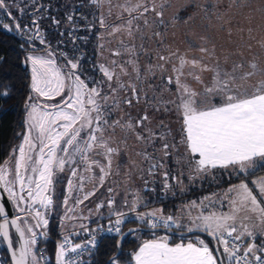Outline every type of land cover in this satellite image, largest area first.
Here are the masks:
<instances>
[{
  "label": "snow or ice",
  "instance_id": "obj_1",
  "mask_svg": "<svg viewBox=\"0 0 264 264\" xmlns=\"http://www.w3.org/2000/svg\"><path fill=\"white\" fill-rule=\"evenodd\" d=\"M99 2L102 4L103 0ZM127 2L131 5L126 8L130 14L126 21L130 37H135L138 31V28L134 31L133 21L152 26L146 14L153 15V24L164 23L165 4L157 5L155 0L150 3L136 0L134 5L132 0ZM0 11L14 18L8 0H0ZM99 23L101 28L109 27L103 16ZM32 25L36 29L35 37L46 44L36 19ZM121 27L114 26L108 34L113 35ZM3 28L11 30L7 24ZM16 30L26 31L27 26L21 29L17 24ZM248 31L251 33L253 29ZM153 35L160 38L162 34L153 30ZM201 39L204 44L196 49L199 58L179 49L167 55L160 53L157 56L160 63L146 66L143 73L139 67L132 69L135 80L131 83H122L120 74L103 63L93 66L102 73L101 79H95L92 74L80 71L78 58L63 53V64L53 51H47L46 56L30 53L25 57V64L31 66L30 94L25 100L23 121L26 131L9 166L0 167V191L16 213L10 219L6 205L0 204V244L11 254V264H44V256L37 255L38 236H47L46 216L54 209L55 185L62 178L66 179L67 190L83 193L82 198L79 194L66 195L63 204L67 207L69 200L79 205L96 196L113 176L124 177V195L117 201L119 193L107 186L109 195L96 204L95 210L99 213L106 206L110 217L115 219H109L106 229L86 225L81 228L90 234L107 231L119 237L116 247L120 251L122 239L129 233L140 239L142 230L149 231L151 238L143 240L128 254L127 264H264V178L259 181L258 194L242 179L239 184L230 185L222 197L193 200L181 205L177 214L169 215L159 208L139 211L140 205L147 207V204L140 191L132 190L135 179L142 181L145 192L154 190L150 186L154 180L150 178L157 176L165 190L170 189V181L182 185L179 176L165 170L169 158L179 148L183 151L177 163L188 169L189 180L215 175L216 169L228 171L229 175L232 172L251 175L257 165L264 168V62L255 57L233 59L231 55L221 61L215 45L209 47L208 38ZM103 47L101 44L100 48ZM123 50L129 59L123 65L113 60L112 65L131 77L124 65L136 64L131 58L136 55V48L124 45ZM119 55V51L112 52V56ZM169 62H172V74L166 77L164 90L175 84V99L159 106L160 97L153 89L151 98L145 93L144 103L146 106L151 103L157 112L161 109L170 112L171 106H175L181 121V136L178 141L173 137L171 142L167 125L161 124L159 130L147 128L145 122H151L147 111L143 114L129 111L135 107L134 101L140 102L142 85L148 83L152 87L148 74L154 76V69L163 74ZM205 72L210 74L207 81ZM161 79L164 81L163 75ZM189 80L200 88L192 87ZM0 95L6 97L7 90ZM118 110L124 111L125 117L114 119ZM117 127L123 133L122 142L135 135L136 141L144 143V150L137 152L142 157L140 165L136 161L121 164L119 157L123 150L119 145L112 146ZM157 152L162 153L160 158ZM65 172L67 176L62 177ZM88 182L93 184V189L85 191ZM184 190L180 188L181 192ZM217 202L220 208L227 206L228 211L216 208ZM129 214L139 223L124 233L122 225ZM173 237L178 242H173ZM88 244L96 246L95 235L85 245L73 244L65 237L64 243L57 246L56 264H77ZM108 264H123L121 256L114 255Z\"/></svg>",
  "mask_w": 264,
  "mask_h": 264
},
{
  "label": "rangeland",
  "instance_id": "obj_2",
  "mask_svg": "<svg viewBox=\"0 0 264 264\" xmlns=\"http://www.w3.org/2000/svg\"><path fill=\"white\" fill-rule=\"evenodd\" d=\"M54 1L57 0H8L10 10L14 13V18H9L7 13L0 11V24L2 26L7 24L9 29H11L8 31L22 35L25 39H28L30 35L35 37L36 29L32 32V20L36 19L38 25H49L51 20L47 19L48 10L52 9V11H55L58 9ZM78 2L80 1L60 0V7H62V9L66 7L69 8L64 19L65 25L68 23L70 26L69 28L72 29L76 27V22L72 21V19L74 16L73 14L77 11L75 6ZM135 2L136 0H132V5H134ZM139 2L150 3V0H139ZM155 2L157 5L161 3L166 5L164 9V23L159 25L153 24V20L155 19L153 15L146 14L149 24L152 26H145L142 21L137 25V22L133 21V25L135 26L134 31H136L137 28L138 31L135 37H130L126 31V21L130 19V14L126 11V8L131 5L127 0H103L102 4L99 0H96V2H94V0H85L83 4L86 10L81 14L84 24L90 26L92 23H95L99 27L94 65L103 63L105 66H110L120 74L122 83H131L135 80V73L132 72V69L139 67L143 73L146 66L160 63L157 60V56L160 53L167 55L169 51L179 49L181 52H187V55L190 57L199 58L200 53L196 49L204 44V41L201 39L202 37L208 38L209 47L213 44L215 45L217 55L220 56L221 61H223L224 56L231 55L233 59L248 60L255 57L259 61L264 62V46H262L264 45V0H155ZM132 15H135V13H132ZM101 16H103L109 26L107 29L101 28L100 26L99 20ZM69 17H72V19L69 20ZM55 21L57 20L53 19V25L57 24ZM17 24L21 26V29H25L27 26V30L17 31ZM117 25L122 26L120 30L116 31L113 35H109L108 33L112 32L113 27ZM249 28L253 29L251 33L248 31ZM67 29L68 28H62L63 32ZM39 30L45 40L44 31L40 28ZM153 30L159 31L162 34L161 37H155L153 35ZM229 33H231V35H229ZM68 36H70L69 33ZM101 36H103V39H100ZM141 37H143V39H141ZM34 39L40 42L39 37H35ZM161 40L163 41L162 44ZM101 44L104 46L103 49L100 48ZM124 45L128 47L134 46L136 48V55L131 57L136 60V64L124 65L127 71L132 73L131 77L121 73L119 66L112 65L113 60H117L123 65L124 61L129 59L128 54L123 50ZM190 45L191 50L189 51ZM47 51H51V49L47 48L44 53L34 54L46 56ZM113 51H119L120 55L112 56ZM205 59L207 61V58ZM27 68L31 77V66L27 65ZM91 69L93 70L94 68L92 67ZM95 70L97 76L94 78L101 79L102 73L99 72L98 68ZM154 71V76L151 75V73L148 74L150 77L149 82L152 87H149L148 83H144L142 85L143 92L141 94V100L139 103L134 101V104L135 106L137 105V108L143 109L140 114L147 111L150 115L151 122H145L147 128L159 130L160 126H158V123L160 122V124L167 125L171 130V134L168 136L169 141L171 142L173 137L178 141L181 136V121L175 110V106H171L172 111L169 113L178 115L179 119L169 120L161 114L163 113L162 109L159 111L158 115V112L155 111L151 103L147 106L144 103L145 93L148 98H151L153 96V89H156V94L160 97L159 106L164 105L167 101L175 99V84L168 86L170 90H164L166 77L172 74V62L166 65V71L163 74L159 69H154ZM162 75L165 78L164 81L161 79ZM209 75L210 74L207 72L203 73L205 81H207ZM188 83L194 88H200V85L193 80H189ZM120 95L123 96L124 93ZM124 106L128 108L127 105ZM129 111L136 113L133 108L129 109ZM121 117H125L124 111L118 110L114 113V119ZM175 128L177 129L175 130ZM109 132H111V130H109ZM122 138L123 133L117 127L112 146L116 147L119 145L123 150V154L119 157L121 164H128L130 161H136V163L140 165L142 157L138 156L137 152H142L144 150V143L136 141L135 135H129L126 143L122 142ZM182 151L183 149L179 148L173 153L172 157L169 158L168 168L165 169L170 170L171 174L179 176L183 181L182 185L172 184L170 181V189L165 190L163 189V181L159 176L150 178V181L154 180L153 183H150V186L154 190L149 192H145L140 179H135L132 184V190L140 191L141 195L144 196L146 204L149 199H152V201L162 200L165 206L173 204L175 208L173 209L174 211L170 208H165V210H163L157 206V202L154 203L153 207L162 209L165 215L177 214V210L180 208L181 203H184L187 199L190 200V202L193 200L199 202L206 196H210L213 199L217 196L222 197L227 187L239 184L242 179L254 190V194H258L259 181L261 180L258 178L264 174L255 172L259 165L251 170V175L237 172H232V174L229 175L228 171L216 169L214 170L215 175L209 174L201 179L189 180L188 169L183 167L181 163H177ZM156 156L160 158L162 153L157 152ZM94 158L100 159V157ZM10 163L11 160H7L0 167H8ZM123 170L124 169H121V171ZM96 171L98 172V169ZM181 172H183L182 176ZM61 176L66 177L67 173H62ZM123 179V176L109 177L106 187L97 192L96 196L90 197L88 201L79 205L75 204L73 200H69L66 207L63 204L66 195L70 194L75 196L79 194L82 198L83 193L67 190L66 179L62 178L60 182L55 185L54 209L46 216V219L49 221L46 227L47 232H57L59 229L61 231L76 226L77 222L72 225L69 224V222L76 217V214L77 217L80 216L82 220L91 214H93L91 215L93 217L97 215L100 217H110L106 206L100 210L103 212L102 214L96 212L95 206L100 201L105 200L109 195L107 186L113 187L116 192L119 193L116 199L120 201L124 195ZM234 179L240 180L233 181ZM253 181H257V183L254 184ZM157 187H159L160 191H157ZM181 187L185 189L183 192L180 191ZM92 189L93 184L90 182L86 183L84 190L89 191ZM129 198L131 199V197ZM216 206H220L219 202H217ZM68 208H72L74 211H68ZM146 208L149 209L150 207H148V205L147 207L140 205L138 210L146 212ZM124 210L127 211V209ZM129 219H133L131 214L127 217V220ZM34 223L33 221V224ZM57 246L58 243L56 244V249Z\"/></svg>",
  "mask_w": 264,
  "mask_h": 264
},
{
  "label": "trees",
  "instance_id": "obj_3",
  "mask_svg": "<svg viewBox=\"0 0 264 264\" xmlns=\"http://www.w3.org/2000/svg\"><path fill=\"white\" fill-rule=\"evenodd\" d=\"M77 3L76 13L73 15L72 21L76 22L75 29L69 28L68 23L65 25L64 16L68 13V7L62 9L60 0L54 1L58 9L52 11L48 10L47 19L51 20L49 25L40 24L39 28L44 31L46 44H41L33 37L29 36L25 39L22 35L5 30L0 24V94L7 90L6 97L0 95V166L14 154V150L18 149L21 139L24 134V116H25V100L30 94L31 77L25 64V57L30 53H44L47 48L54 52V55L59 59L61 64L64 63L62 53L69 57H76L80 60V71L87 74L97 76L96 70L91 68L94 66L96 57V40L99 32V27L92 23L86 26L81 18V14L85 12V0ZM53 19L58 23L53 25ZM62 28H68L63 32ZM35 30L33 26L32 32ZM68 33L70 36H68ZM29 44L32 47H29ZM126 109L127 107L124 106ZM134 112L141 113L143 109L133 108ZM159 115V112L157 113ZM163 117L171 120H178V115H172L169 112L161 113ZM156 115V116H158ZM177 117V118H176ZM158 126H161L160 122ZM177 128H175L176 130ZM258 174L264 173V168L258 167L255 171ZM240 179H234L238 181ZM157 191L159 187H157ZM149 192V191H148ZM157 202V203H156ZM154 203L163 210L170 208L175 209L173 204L166 205L162 200L152 201L148 200V207H153ZM174 211V210H173ZM51 223V222H50ZM139 222L133 219L126 220L122 225V231L125 232L131 227H137ZM46 230V229H45ZM47 232V230H46ZM60 229L56 231L47 232L48 238H40L37 243V248L45 257L44 264H56V244L59 242ZM160 234H164L160 232ZM140 239L136 235L130 234L122 240L121 256L123 264H127V257L137 246L145 239L151 238L150 232H140ZM202 238L208 240L209 238L201 235ZM119 237H102L97 248L92 251L82 264H105L108 259L114 256L117 252L116 241ZM173 242H178L176 237H173ZM5 254V264L8 262V256Z\"/></svg>",
  "mask_w": 264,
  "mask_h": 264
},
{
  "label": "built area",
  "instance_id": "obj_4",
  "mask_svg": "<svg viewBox=\"0 0 264 264\" xmlns=\"http://www.w3.org/2000/svg\"><path fill=\"white\" fill-rule=\"evenodd\" d=\"M109 219H115V217H108V218H105L104 220H100L94 224H88L86 225L88 228H98L100 226H103L104 229H106L108 226H109ZM92 235H95L96 236V246L95 247H92L91 244H88L86 247H84L82 249L83 251V254L80 255L78 258H77V264H82L87 256L92 252L94 251L97 246L99 245V241L102 237H113L114 235L112 234H109L107 231H100L98 233H88L84 230H82L81 227L75 229V230H72V231H65V232H60L59 233V242H58V245L61 244V243H64V238L67 237L68 240L72 241L73 244H76V243H80L82 245H85L87 241H89L91 239V236ZM40 238H48V234L46 237L44 236H38V241ZM78 251H81V250H78ZM39 255H43L41 252L39 253ZM69 256H74L75 254L73 253H68ZM44 256V255H43ZM46 260V257L44 256V261ZM0 264H5V261H4V256H3V251H2V245L0 244Z\"/></svg>",
  "mask_w": 264,
  "mask_h": 264
},
{
  "label": "crops",
  "instance_id": "obj_5",
  "mask_svg": "<svg viewBox=\"0 0 264 264\" xmlns=\"http://www.w3.org/2000/svg\"><path fill=\"white\" fill-rule=\"evenodd\" d=\"M261 178H264V174L262 175V176H260L258 179H261ZM228 189H229V187H227L226 189H225V192H227L228 191ZM224 192V193H225ZM193 199V198H192ZM188 200V199H187ZM186 200V201H187ZM184 202V203H181V205H184V204H187V203H189L190 202V200H188L187 202ZM181 205H180V207H181ZM216 208H219L220 209V211H227L228 210V207L227 206H225L224 208H220V206H216ZM152 209H156V208H146V212L147 211H150V210H152ZM102 210V209H101ZM164 212V211H163ZM100 214H102L103 212L102 211H100L99 212ZM165 213V212H164ZM91 215H93V214H91ZM91 215H89V216H87L86 218H84L83 220L80 218V216H78L77 217V214H76V217H77V219H76V217H74L73 218V220L72 221H70L69 222V224H75L76 222V226H74V227H71V228H68V229H64V230H61L60 232H65V231H72V230H75V229H77V228H79V227H81V225H88V224H94V223H96V222H98V221H100V220H104L105 218H107L106 216H99V215H97V216H95V217H93V216H91ZM96 215V214H95ZM163 235V234H162ZM257 239H259V238H257Z\"/></svg>",
  "mask_w": 264,
  "mask_h": 264
},
{
  "label": "water",
  "instance_id": "obj_6",
  "mask_svg": "<svg viewBox=\"0 0 264 264\" xmlns=\"http://www.w3.org/2000/svg\"><path fill=\"white\" fill-rule=\"evenodd\" d=\"M0 204H5L6 205V211L9 213V218L11 219L13 216H15V213H14V210H13V207H12V205H11V203L7 200V197H6V195L2 192V191H0ZM131 228H135V227H131ZM131 228H129V229H131ZM129 229H127L124 233H129ZM13 232H14V230H13ZM141 232H149V231H147L146 229H144V230H142ZM161 232H163V231H161ZM130 235V233L127 235V236H129ZM200 235H203V234H200ZM126 236V237H127ZM125 237V238H126ZM18 238V237H17ZM118 239H120V238H118ZM124 239V238H123ZM122 239V240H123ZM3 246H4V248H5V250H6V253H7V256H8V260H9V263L11 264V254L8 252V250H7V248H6V246L3 244ZM214 246V245H213ZM116 249H117V247H116ZM119 253H120V250H118L117 249V252H116V254L115 255H119ZM113 257V256H112ZM111 257V258H112ZM110 258V259H111ZM110 259H108L107 261H106V263L105 264H108V261L110 260Z\"/></svg>",
  "mask_w": 264,
  "mask_h": 264
},
{
  "label": "flooded vegetation",
  "instance_id": "obj_7",
  "mask_svg": "<svg viewBox=\"0 0 264 264\" xmlns=\"http://www.w3.org/2000/svg\"><path fill=\"white\" fill-rule=\"evenodd\" d=\"M2 245V248H4V246H3V244H1ZM4 250H5V248H4ZM5 252H6V250H5ZM7 254V253H6ZM3 256H4V258H5V254L3 253ZM8 262H9V260H8Z\"/></svg>",
  "mask_w": 264,
  "mask_h": 264
}]
</instances>
